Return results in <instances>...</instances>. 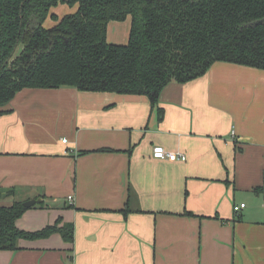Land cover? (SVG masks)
Segmentation results:
<instances>
[{
  "label": "crops",
  "instance_id": "crops-1",
  "mask_svg": "<svg viewBox=\"0 0 264 264\" xmlns=\"http://www.w3.org/2000/svg\"><path fill=\"white\" fill-rule=\"evenodd\" d=\"M115 23L107 39L119 41ZM158 109L146 96L20 91L0 116L1 204L42 199L17 227L62 222L75 238L20 240L0 264H264V71L216 63L169 84ZM155 147L187 161L156 160Z\"/></svg>",
  "mask_w": 264,
  "mask_h": 264
},
{
  "label": "trees",
  "instance_id": "trees-1",
  "mask_svg": "<svg viewBox=\"0 0 264 264\" xmlns=\"http://www.w3.org/2000/svg\"><path fill=\"white\" fill-rule=\"evenodd\" d=\"M65 4L77 11L53 13ZM128 17V43H109V23ZM49 19L55 25L46 28ZM220 62L264 71V0H0V116L20 91L63 87L146 96L155 110L169 84L192 82ZM1 198L0 251L55 234L74 243L71 224L19 229L28 209Z\"/></svg>",
  "mask_w": 264,
  "mask_h": 264
},
{
  "label": "rangeland",
  "instance_id": "rangeland-1",
  "mask_svg": "<svg viewBox=\"0 0 264 264\" xmlns=\"http://www.w3.org/2000/svg\"><path fill=\"white\" fill-rule=\"evenodd\" d=\"M77 11V7L73 8L68 6L67 4L65 5H60L57 9L53 10L54 14H57L61 17H64L65 15H70L73 14ZM129 18V17H128ZM125 22V23H124ZM124 22H116L115 24L121 26V31L119 32V36H118V40L113 41L114 39L112 38V36H109V40L108 42L111 44H116V45H126L129 41V30H128V22L124 21ZM129 23H131V21H129ZM55 25V23L52 20H48L45 24L46 28H51ZM3 195V194H2ZM10 201V199H9Z\"/></svg>",
  "mask_w": 264,
  "mask_h": 264
},
{
  "label": "built area",
  "instance_id": "built-area-1",
  "mask_svg": "<svg viewBox=\"0 0 264 264\" xmlns=\"http://www.w3.org/2000/svg\"><path fill=\"white\" fill-rule=\"evenodd\" d=\"M231 138L235 143H238L234 132H232ZM63 143H67V140L64 139ZM153 157L156 160H162V161L167 160L170 162H177V161L186 162L187 161V157L184 154L179 153V152H169L163 147H155L153 150ZM244 207H245L244 204L241 206H236L234 208L235 213H239Z\"/></svg>",
  "mask_w": 264,
  "mask_h": 264
},
{
  "label": "water",
  "instance_id": "water-1",
  "mask_svg": "<svg viewBox=\"0 0 264 264\" xmlns=\"http://www.w3.org/2000/svg\"><path fill=\"white\" fill-rule=\"evenodd\" d=\"M23 50H24L23 47H19L11 61L13 62L14 60H16L20 56V54L22 53ZM5 197H6V194H3L2 198H5ZM40 203H42V199L30 200L28 202H25L23 205L25 208L30 209V208H32L35 205L40 204Z\"/></svg>",
  "mask_w": 264,
  "mask_h": 264
}]
</instances>
